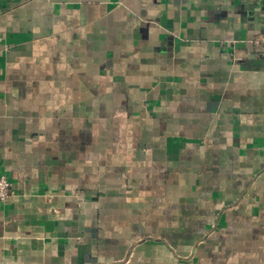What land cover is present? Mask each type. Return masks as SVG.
Returning a JSON list of instances; mask_svg holds the SVG:
<instances>
[{"label": "crops", "instance_id": "0c3cea01", "mask_svg": "<svg viewBox=\"0 0 264 264\" xmlns=\"http://www.w3.org/2000/svg\"><path fill=\"white\" fill-rule=\"evenodd\" d=\"M0 264H264V0H0Z\"/></svg>", "mask_w": 264, "mask_h": 264}, {"label": "built area", "instance_id": "2783aa9c", "mask_svg": "<svg viewBox=\"0 0 264 264\" xmlns=\"http://www.w3.org/2000/svg\"><path fill=\"white\" fill-rule=\"evenodd\" d=\"M254 1V0H249ZM12 195L11 184L4 176L0 177V203H5Z\"/></svg>", "mask_w": 264, "mask_h": 264}]
</instances>
